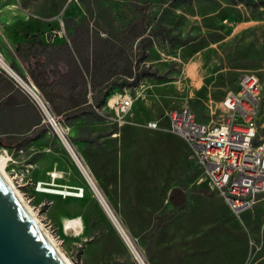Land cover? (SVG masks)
<instances>
[{"label":"rangeland","instance_id":"374dc122","mask_svg":"<svg viewBox=\"0 0 264 264\" xmlns=\"http://www.w3.org/2000/svg\"><path fill=\"white\" fill-rule=\"evenodd\" d=\"M245 1H1L17 5L16 26L28 36L44 30L49 36L57 30L68 35L67 18L83 15L105 30L154 7L146 66L157 76L116 92L133 98L128 122L119 126L107 105L70 122L56 113L145 264H264V194L234 215L187 142L168 130L169 112L184 107L200 121H220L225 95L239 89L244 74L255 73L263 87L257 141L264 140V0ZM4 19L11 20L10 14ZM13 26L0 24L4 58V35L9 37ZM18 86L36 107L45 132L24 146L0 133V159L28 208L72 264H139L33 97ZM151 120L160 128L149 129ZM42 189L81 190V196ZM172 196L185 209L153 236L157 216L174 207Z\"/></svg>","mask_w":264,"mask_h":264},{"label":"built area","instance_id":"2783aa9c","mask_svg":"<svg viewBox=\"0 0 264 264\" xmlns=\"http://www.w3.org/2000/svg\"><path fill=\"white\" fill-rule=\"evenodd\" d=\"M26 83L37 94V98L31 96L45 117L44 122L62 142H68L52 106L42 98L35 84ZM262 89L255 73L244 74L239 89L228 92L221 101L222 119L214 123L200 121L187 107L169 112L168 130L187 142L212 189L236 216L252 208L264 194V140L257 141ZM106 105L121 126L128 122L133 98L115 93ZM146 126L160 128L156 120Z\"/></svg>","mask_w":264,"mask_h":264},{"label":"trees","instance_id":"16d2710c","mask_svg":"<svg viewBox=\"0 0 264 264\" xmlns=\"http://www.w3.org/2000/svg\"><path fill=\"white\" fill-rule=\"evenodd\" d=\"M245 3L252 5L253 2L247 0ZM148 10L149 8L141 10L142 19L139 21L134 20L127 25L105 30L91 24L88 16L83 15L81 22L72 30V34H75L72 47L65 45L66 43L60 46L45 44L38 39L28 49H18L20 57L24 62H29V65L32 59H44L41 67L29 66L28 69L40 95L55 113L68 122L81 116L96 114L106 106L114 93L137 87L146 77L157 76L146 66V48L151 42L149 36L152 35L148 32L152 25ZM74 53L79 59L76 85L66 88L62 85L58 71L44 69L58 62H67L74 57ZM20 75L27 80L23 74ZM41 128H45L44 124ZM9 139L23 146L31 142L33 137L20 139L10 136ZM171 201L174 207L157 216L153 236L185 209L178 208L179 203L174 200V196Z\"/></svg>","mask_w":264,"mask_h":264},{"label":"crops","instance_id":"0c3cea01","mask_svg":"<svg viewBox=\"0 0 264 264\" xmlns=\"http://www.w3.org/2000/svg\"><path fill=\"white\" fill-rule=\"evenodd\" d=\"M4 0H0V24H7L9 23L10 26H13L11 34L8 36L4 35L5 40V47H4V53L5 58L7 60V63L9 66L14 69L17 74L20 75L23 74L27 81H30L34 83L30 72H29V66L31 68H35V66L41 67V64L44 62V59L39 60H31V64L29 65V62L26 61L20 57L18 53V49L20 50H26L34 42V40H41L45 44H52L55 46H60L62 44H69V47H72V39H74L75 34H72V30H74V26L78 25L81 21V17H69L67 18V27L70 35H59L57 31H55L56 34L49 36L44 30V33H37V34H31L28 36L27 34H24L23 31H20L16 26L15 16L17 15V5L14 3H5L2 4ZM2 4V6H1ZM143 8H149L148 14L151 15V23L153 24V12L154 7H143ZM142 8V9H143ZM141 9V10H142ZM9 13L11 20L4 19L5 14ZM142 19V13L139 11V14L137 16H134V18L130 19L127 22L120 23L115 26H121V25H127L129 22L132 21H139ZM113 24H110L107 28L113 27ZM149 32V30H148ZM151 38V42L148 44L146 51L148 53L149 58V51L148 47L152 43L153 38L152 35L149 36ZM139 40H137L138 42ZM12 42V43H11ZM4 58V57H3ZM4 58V59H5ZM54 69L59 72L60 80L62 82V85L66 88L70 85H76V78L78 76V69H79V59L74 53V57L69 59L67 62H58L55 65H49L47 69L49 70ZM42 70V71H44ZM41 71V70H40ZM20 72V73H19ZM23 125V126H21ZM43 124L40 121V117L38 114V111L36 107L34 106L33 102H31L30 98L27 96V94L18 86V83L14 79V77L7 72L6 70L0 71V133L6 134V138L14 143L12 140L9 139L10 136L16 137V138H27L29 136L33 137V140L35 139V136H37L40 133L45 132V128H41ZM26 131H31L28 136L22 137L19 136L20 133ZM32 140V141H33ZM31 141V142H32ZM29 142V143H31ZM27 143V144H29ZM17 144V143H14ZM25 144V145H27ZM24 146V145H23Z\"/></svg>","mask_w":264,"mask_h":264},{"label":"water","instance_id":"95a60500","mask_svg":"<svg viewBox=\"0 0 264 264\" xmlns=\"http://www.w3.org/2000/svg\"><path fill=\"white\" fill-rule=\"evenodd\" d=\"M88 182L97 194L96 186ZM98 198L107 212V205ZM0 264H69L30 213L1 168Z\"/></svg>","mask_w":264,"mask_h":264},{"label":"bare ground","instance_id":"6f19581e","mask_svg":"<svg viewBox=\"0 0 264 264\" xmlns=\"http://www.w3.org/2000/svg\"><path fill=\"white\" fill-rule=\"evenodd\" d=\"M0 67L3 70H6L7 72H9L15 79H17L19 81V83L24 87V89L32 96H34L35 98H37V94L35 92L34 89H32L23 79H21V77H19V75L9 66V64L7 63V61L0 56ZM65 146V148L68 150V152L70 153L71 157L73 158V160L75 161L76 165L78 166V168L81 170L82 174L85 176L87 181H91L96 188L98 189L93 177L91 176V174L89 173L88 169L85 167V165L82 163V161L80 160L79 156L76 154L75 150L72 148V146L70 145L69 141H64L62 142ZM0 168L1 170L4 172V174L6 175V177L8 178V180L10 181V183L12 184V186L15 188V190L17 191L18 195L21 197L19 191L16 189V187L14 186V184L12 183L11 179L9 178V176L6 173V170L4 169L3 163L0 159ZM54 175H57L54 173ZM89 183V182H88ZM53 184V183H52ZM91 186V185H90ZM92 187V186H91ZM41 191L44 192H49V193H53V194H62L65 196H81L78 193L81 191L79 190V192H72L71 190H57V189H42ZM98 194V195H97ZM97 197L99 196L101 198V200L105 203V205H107V203L105 202V199L103 197V195L101 194V192L98 189L97 192ZM101 194V195H100ZM23 200V199H22ZM24 202V200H23ZM24 204L26 205V203L24 202ZM26 207L28 208V206L26 205ZM28 210L30 211V213L33 215V217L36 219V221L39 223V225L41 226V228L44 230V232L47 234V236L49 237L50 240L53 241L52 237L46 232V230L42 227V225L40 224V222L38 221V219L35 217V215L32 213V211L28 208ZM107 213H109V217L111 218L113 224L115 225V227L117 228L118 232L120 233L121 237L123 238V240L126 242V244L128 245V247L130 248L132 254L134 255V257L136 258V260H139L140 264H145V262L143 261V259L141 258V256L139 255V253L137 252V250L135 249L133 243L131 242V240L129 239V237L127 236L126 232L124 231V229L122 228L121 224L119 223L118 219L116 218V216L114 215V213L112 212V210L109 208V206L107 205ZM54 242V241H53ZM58 249V247H57ZM59 250V249H58ZM60 254L64 257V259L69 263L72 264L70 262V260L59 250Z\"/></svg>","mask_w":264,"mask_h":264}]
</instances>
